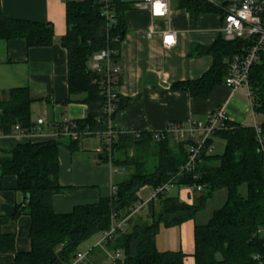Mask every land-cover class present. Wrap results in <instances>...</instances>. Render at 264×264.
<instances>
[{
	"label": "trees",
	"instance_id": "16d2710c",
	"mask_svg": "<svg viewBox=\"0 0 264 264\" xmlns=\"http://www.w3.org/2000/svg\"><path fill=\"white\" fill-rule=\"evenodd\" d=\"M193 16L216 12L204 0H181ZM132 5L123 0L112 1L114 22L109 25L102 5L94 0H67V31L61 44L68 52V87L70 95L83 94L88 114L76 121L77 129L105 131L119 110L125 106L117 92L115 111H106V77L91 71L94 54L111 49L118 62L121 42L127 32L125 13ZM25 39L29 46H49L55 41L52 23L12 19L0 5V39ZM250 47L249 39L226 41L221 34L206 53L213 57L211 68L197 80L175 83L174 90L189 92L196 98H208L216 85L224 82L230 61ZM120 84V77L116 87ZM249 89L253 111L264 133V49L251 67ZM32 99L28 88L0 91V132L11 134L15 125L32 130ZM64 129L63 124L54 126ZM111 164L125 169L130 176L120 182L115 194L101 197L92 204L77 205L71 212L57 213L52 204L55 194L66 189L59 179L61 146L72 153L80 151V140L61 135L57 140L19 143L12 150V159L3 164L2 176L15 175L17 190L24 202L17 204L13 218L22 213L31 217V250L16 253L15 234L0 233V253H15L12 264H72L85 241L108 230L112 214L127 215L146 186L157 188L171 181L174 195L163 194L149 203L147 216L130 221L126 231L118 232L110 249H123L125 264H184L182 250L160 251L156 238L161 226H180L195 220L208 199L225 189V204L214 211L205 224L195 223V264H264V154L259 148L253 126L231 123L215 133L225 142L222 154L202 155V162L193 172L181 171L189 157V142L174 141L167 136L156 141L154 132L135 133L117 129ZM67 140V142L65 141ZM133 151V152H131ZM151 152V159L146 158ZM102 162L110 164V155L100 153ZM203 185L193 203L180 199L182 186ZM246 187V194L240 188ZM1 188V178H0ZM263 229V233H258ZM94 263V262H93ZM96 264V263H94Z\"/></svg>",
	"mask_w": 264,
	"mask_h": 264
},
{
	"label": "crops",
	"instance_id": "0c3cea01",
	"mask_svg": "<svg viewBox=\"0 0 264 264\" xmlns=\"http://www.w3.org/2000/svg\"><path fill=\"white\" fill-rule=\"evenodd\" d=\"M66 1L0 0L3 12L10 18L52 23L55 30V41L49 46H29L21 38L0 39V91L28 88L32 121L43 118L47 132L23 138L0 132V233L15 234L16 253L31 250V217L26 213L12 217L17 204L24 202V195L17 190L15 175L2 176L3 164L12 159V150L19 143L57 140L50 135L52 127L66 118L78 121L88 114V105L81 101L84 95H70L68 87V52L61 44L67 31ZM123 1L132 5L125 13L127 32L117 62L121 67L117 91L125 106L110 125L130 133L157 132L171 123L206 119L214 109L224 105L232 123L253 126L255 113L246 86L233 90L222 82L208 98H196L189 92L172 88L175 83L201 78L211 68L213 57L206 50L222 34L224 26L218 9L193 16L181 0H171L168 17L154 19L149 12L133 7L138 0ZM150 29L156 31L151 38L147 37ZM166 29L177 33V43L169 49L162 43L161 33ZM93 147L80 145V151L75 154L66 146L60 147L59 179L66 189L53 196L57 213H68L77 205L92 204L112 195L116 176L111 166L102 162L100 149ZM146 188L152 187L143 189ZM178 194L181 200H190L189 203L196 196L189 199L186 188L179 189ZM204 209L195 220L179 226L184 264H195V223H207L215 211L208 217L203 214ZM100 238L83 251L92 249ZM90 258L102 264L105 253L96 248ZM14 261L15 253H0V264Z\"/></svg>",
	"mask_w": 264,
	"mask_h": 264
},
{
	"label": "built area",
	"instance_id": "2783aa9c",
	"mask_svg": "<svg viewBox=\"0 0 264 264\" xmlns=\"http://www.w3.org/2000/svg\"><path fill=\"white\" fill-rule=\"evenodd\" d=\"M83 1V0H78ZM102 5V13L108 20L109 25L114 22V14L112 13L113 0H94ZM221 12L224 26L222 29L223 38L226 41H234L237 39H249L250 47L244 54L236 55L230 61L227 71V76L224 83L235 90L241 86H246L249 89V75L251 67L259 60L260 53L264 49V0H204ZM135 9L145 10L149 12L152 18L161 19L168 17L171 8V0H138L133 4ZM154 29H150L147 37L151 38L155 34ZM176 31L173 29L164 30L162 35L163 46L167 49L172 48L177 43ZM111 49H103L94 54L91 58L89 67L91 71L106 77L105 96H106V111L112 114L115 111L114 100L117 99L118 78L121 74V67L114 62ZM249 95L252 103V96L249 89ZM253 109V103H252ZM254 114L253 127L257 133L259 148L264 154V133L260 126V120ZM230 116L226 107L220 106L212 111L206 119H194L189 123H171L165 130L154 132L155 140L161 141L167 136L174 141H188L189 157L185 166L181 171L193 172L198 164L202 162V155L213 154L215 144L209 143L214 138L215 133L220 130H225L231 124ZM64 129L59 131L52 127L50 135L59 138L65 135L74 140H82L89 136H95L100 140V153L110 155V166L114 174L125 172V169H118L112 166L111 158L113 153V145L117 139V128L112 125L105 131H79L76 126V121L72 119H64L62 121ZM45 120L38 118L35 122V127L32 130L24 129L19 124L15 125L12 134L18 137H30L34 134L46 135ZM139 136L140 133H135ZM174 187L171 181L157 187L151 188L147 198L141 196V191L138 193V199L131 206L130 212L127 215L120 216L116 212L112 214V223L108 230L101 233V238L96 245L88 251H79L72 264H94L90 258L91 252L96 249H102L105 253V259L102 264H125L126 255L123 249H110L109 243L113 241L114 236L118 232L126 231L130 221L137 217L142 211L147 210L149 203L157 200L160 195L169 194ZM190 187V188H189ZM186 188L189 199L193 198L196 193L202 192L203 185L197 186H182L180 189ZM117 187L113 185L112 194H115ZM185 200V199H184ZM187 201V200H185ZM190 201V200H188ZM187 201V202H188ZM263 229L258 233H263Z\"/></svg>",
	"mask_w": 264,
	"mask_h": 264
},
{
	"label": "rangeland",
	"instance_id": "374dc122",
	"mask_svg": "<svg viewBox=\"0 0 264 264\" xmlns=\"http://www.w3.org/2000/svg\"><path fill=\"white\" fill-rule=\"evenodd\" d=\"M67 142V140H65ZM86 144H90L91 147L93 148H101V144H100V140L95 137V136H89L87 138H83L80 142V145L83 147ZM215 150L214 153L215 154H222L224 152L225 149V142L224 140L220 139V138H216L215 139ZM133 152V151H131ZM148 155H146V158L151 159V152L149 151L147 153ZM116 176V181L120 182L124 179H127L130 176V172H121L119 174H115ZM190 188V187H189ZM142 195L145 196V198L148 197L149 195V188L146 189H142ZM240 191L242 194H246V187L243 186L240 188ZM176 188L173 187L171 189V191L169 192V194L174 195L176 194ZM221 195V196H220ZM225 189H222L218 192L215 193V195H213V197L211 199L208 200L207 206L205 207L203 214L207 215L208 217L213 213L214 210L221 208L225 202H226V196H225ZM148 210H144L142 211L138 216H143L145 213L147 216V212ZM204 215V216H205ZM144 216V218H145ZM101 237V234H97L94 237H92L91 239L85 241L84 243H82L79 247V250H85L86 248H88L87 246L92 244L93 242H96L98 240V238ZM156 245L157 248L160 251H177V250H181V238H180V229L179 226H174V227H165V226H161L160 231L157 235L156 238Z\"/></svg>",
	"mask_w": 264,
	"mask_h": 264
}]
</instances>
